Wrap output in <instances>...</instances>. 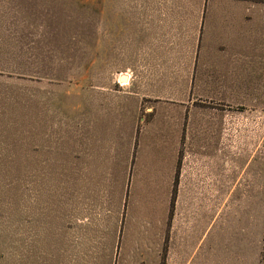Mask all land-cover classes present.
Wrapping results in <instances>:
<instances>
[{
	"label": "rangeland",
	"instance_id": "rangeland-1",
	"mask_svg": "<svg viewBox=\"0 0 264 264\" xmlns=\"http://www.w3.org/2000/svg\"><path fill=\"white\" fill-rule=\"evenodd\" d=\"M236 1L0 0V264H44L54 251L60 225L55 205L71 197L74 108L86 110L87 99L101 97L103 88H137L133 70L116 73L104 62L105 37L107 49L132 44L136 21L149 18L152 7L174 6L182 27L190 8H230ZM251 2L264 8V0ZM262 32L256 28L253 96H239L238 103L228 95L190 96L201 114L216 109L221 115L222 142L214 148L192 137L182 148L191 160L208 155L213 162L191 173L188 189L176 191V257H182L179 237L188 242L198 228L221 237L219 264H245L238 259L246 247L264 249ZM184 98L182 93L159 96L160 101ZM219 156L221 184L215 181ZM130 193L132 200L155 196L145 190ZM164 196L158 192L159 199Z\"/></svg>",
	"mask_w": 264,
	"mask_h": 264
},
{
	"label": "crops",
	"instance_id": "crops-1",
	"mask_svg": "<svg viewBox=\"0 0 264 264\" xmlns=\"http://www.w3.org/2000/svg\"><path fill=\"white\" fill-rule=\"evenodd\" d=\"M235 3L190 8L182 27L174 6L152 7L149 18L136 21L132 44L107 49L105 37L104 62L116 73L133 70L137 88H103L101 97L87 99L86 110L74 108L71 197L57 200L56 245L44 264L221 263V237L197 227L188 242L179 237L182 257H176L174 212L176 191L188 189L191 173L213 162L208 155L191 160L182 148L192 137L214 148L222 142L221 115L201 114L190 96L228 95L238 103L256 93L255 37L256 28L264 37V8ZM178 93L184 100H159ZM219 165L221 184V156ZM131 190L155 196L132 200ZM159 191L166 197L159 199ZM263 254L259 246L246 247L238 260L264 264Z\"/></svg>",
	"mask_w": 264,
	"mask_h": 264
},
{
	"label": "bare ground",
	"instance_id": "bare-ground-1",
	"mask_svg": "<svg viewBox=\"0 0 264 264\" xmlns=\"http://www.w3.org/2000/svg\"><path fill=\"white\" fill-rule=\"evenodd\" d=\"M122 79H124V78H122Z\"/></svg>",
	"mask_w": 264,
	"mask_h": 264
}]
</instances>
